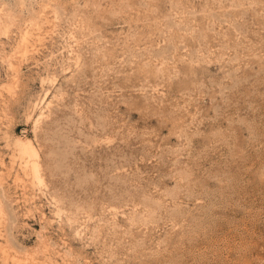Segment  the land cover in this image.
<instances>
[{"label":"rangeland","instance_id":"obj_1","mask_svg":"<svg viewBox=\"0 0 264 264\" xmlns=\"http://www.w3.org/2000/svg\"><path fill=\"white\" fill-rule=\"evenodd\" d=\"M0 264H264V0H0Z\"/></svg>","mask_w":264,"mask_h":264},{"label":"bare ground","instance_id":"obj_2","mask_svg":"<svg viewBox=\"0 0 264 264\" xmlns=\"http://www.w3.org/2000/svg\"><path fill=\"white\" fill-rule=\"evenodd\" d=\"M22 149H23V152L30 157V160L32 162L33 171L35 175L40 179L42 175L40 173L41 164L39 161V158H40L39 150L37 149V147L33 144L31 140L24 142L22 144Z\"/></svg>","mask_w":264,"mask_h":264}]
</instances>
